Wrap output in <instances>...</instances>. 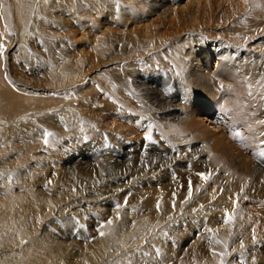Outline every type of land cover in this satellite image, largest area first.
Listing matches in <instances>:
<instances>
[{
	"label": "rangeland",
	"instance_id": "obj_1",
	"mask_svg": "<svg viewBox=\"0 0 264 264\" xmlns=\"http://www.w3.org/2000/svg\"><path fill=\"white\" fill-rule=\"evenodd\" d=\"M44 1L0 0V52L3 53L0 56V253H15L13 256L17 261L18 255L31 244L24 216L28 208L21 207L20 203L27 195L25 189L33 182L40 189L51 181L58 188L59 195L69 197L73 193L64 189L71 187L63 185L68 170L78 168V175L79 169L86 171L90 167L95 172L103 167V172H126L121 166L142 154L149 155L152 164L171 161L172 166L176 162L180 169L189 168L190 175L178 177L169 167L167 171L152 173L140 181L131 179L129 188L123 184L126 190H131L126 207L112 195V188L104 194L100 188L91 185L86 190L78 189L75 194L77 197L84 195L79 198L82 202L72 205L74 209L62 204L59 208L65 211L58 208V213L66 215L68 209L71 213L75 210L73 215L81 227L74 228L75 236L65 241L59 237L60 230L65 227H53L50 223L59 218V214L47 217L40 228L51 227L53 230V237L46 239L48 250L74 243L78 251H87L85 246L99 242L98 237H101L96 236L95 229L99 227L96 218L100 217L105 224L108 216H103L104 212L111 214L123 210L132 223L134 218L148 215L149 209L139 210L133 206L146 199L147 203L151 200L152 204L157 200L166 203L159 210L154 205L149 211L156 213L158 221L147 235L131 238L128 249L109 253L106 264H264V202L252 198L246 187L237 193L229 191L230 181L243 177L237 172H229L230 175L221 165L220 180L216 181L212 172H205L211 174L207 181L198 176L197 173L204 172L197 163L199 155H204L203 159L210 156L199 141L197 151L202 150V153L197 152L190 158L189 149L196 143L174 137L177 126L187 118L185 112L180 114L181 118L168 116L167 119L166 116L170 111L182 112L181 108L173 110L175 104L181 103L175 95L176 85L187 88L202 84L203 88L194 99L198 112L209 119L208 125L218 127L217 134L224 141L233 140L234 143L240 131L231 122L239 120L238 110L236 114L232 112L235 116L231 120L219 109L221 103H231L221 102V95L214 94L216 79L221 73L223 48L229 51L233 61L255 64V68L241 70L242 74L248 70L250 79L246 84L251 85L249 89L254 87L248 93L250 107L245 110L247 118L256 120L252 126L261 128L264 134V121H257L258 114H264L259 107V99L264 97V41L256 36L264 28V0H232L236 8H249V12L242 14L238 9L239 20L229 21L232 23L230 29L221 21L223 0H119L118 9L114 8L116 0H104L103 7L96 0H85L89 7L98 11L89 10L81 0ZM42 5L45 7H39ZM234 6L230 3L228 12H235ZM40 8L43 12L36 15ZM65 12H70L71 17ZM249 26L256 27V30L252 32L247 29ZM133 34L139 37L133 42L128 41L126 38L133 37ZM83 65V73H87L83 76H87L85 79L80 78ZM92 79L94 88L98 89L85 88ZM255 89L259 99L253 93ZM214 98L219 100L220 107L212 102ZM109 104L117 105L119 112L106 110ZM182 105L187 106V103ZM91 113H95V117L102 116L99 118L103 124L99 125ZM152 114L158 116L154 118ZM219 114L226 118L222 126L217 124ZM68 115L74 121L72 124L67 120ZM167 126H174V132L165 129ZM12 130L16 132L14 140L4 143L3 139L13 138L10 135ZM149 134L155 144L145 140ZM173 138H178L179 142ZM142 145L145 146L143 149ZM234 145L231 146L235 148ZM250 148L242 150L247 153V161L254 162L264 171V151L252 156ZM19 172L25 173V180ZM32 174L35 175L33 179ZM189 179L192 181L190 200L186 199ZM251 179L254 184L253 178L248 181ZM244 181L241 180L240 184L243 185ZM173 194L175 209L172 208ZM119 203V209L114 207ZM52 207L56 211L53 204ZM244 207H253L256 213L251 215ZM17 211L20 212L18 218L15 217ZM105 225L107 229L112 228ZM129 225L116 228L126 232L132 227ZM225 230L231 234L222 237L221 231ZM111 231L115 235L116 231ZM38 232L41 233V229ZM45 256L46 264L60 260L55 251ZM250 257L254 259L250 260ZM79 259L73 256L71 263L86 264Z\"/></svg>",
	"mask_w": 264,
	"mask_h": 264
},
{
	"label": "bare ground",
	"instance_id": "obj_2",
	"mask_svg": "<svg viewBox=\"0 0 264 264\" xmlns=\"http://www.w3.org/2000/svg\"><path fill=\"white\" fill-rule=\"evenodd\" d=\"M45 1L47 3L50 0H45ZM223 1H224V3H223V13L221 15V21L223 22V24L228 25L229 29H230L231 28V24L233 22H235V21L238 22V20H239L238 17L240 15H238L239 14V12H237L238 9L242 10L241 11L242 14H248V12H249L248 9L249 8L248 9L247 8L243 9L241 7L239 8V6H238V8H236V6H234V4H235L234 1H232V0H223ZM230 3H231L232 6H234L237 9V10L235 9V12H228V8H229V4ZM237 3H239V2H237ZM243 4H245V3H243ZM39 7H45V5H42V6H39ZM41 9L42 8H40L39 10L37 9L39 11V13L37 12L36 15H39L40 13L43 12ZM229 21H232V23L230 24ZM247 29H249V30H251L253 32V30L254 31L256 30V27H250L249 26ZM261 30H262V33H259L256 36H258L259 38H262L263 39L262 41H264V28H261ZM138 37L139 36L133 34V37H128L126 39H128V41H132L133 42V40L138 38ZM237 61H233L231 59V55H230L229 51H227V50L225 51V49H223V48L221 49V73L217 76L215 87H214V94L217 95V96L221 95V102H222V100H224V101H228V102L231 103V105H225V103H221V108H219V109H221V112H224L225 115H227L230 118H232L231 120H234V116L235 115L233 116V114H236L235 111L238 110V114L239 115H237V116L239 117L238 121H240V122L238 123V121L236 119H235L236 122H234V123H232L233 121L231 122V125L234 126L236 124L237 125V126L235 125L237 127L236 129L238 131H240L239 135L235 136V138H234V143H235L234 146H235V148L231 146V145L234 144V143H232L233 140H231V141H226L225 140L226 141L225 142L218 135L219 134L218 133L219 131L217 130L218 127L215 128L212 125H208L209 123H207V122H209V119H206V117H204L202 115V113L198 112L199 108H198L197 104H195L194 99L196 97V94L199 92V89L203 88L202 84L199 85L197 83V84L193 85L194 87H187V88L179 87V85H176V87H175V95L178 98L177 101H180L181 103L179 104V102H178L177 105L175 104V109L173 108V110L181 108L182 112L179 113V112H177V110H176V112L170 111V112H167L166 116H167V119H168V116H169V118H171V116H174L175 118H181V115H183V112H185V114H187V115H184L185 117H187V118H185L184 122L181 125L177 126V128L175 129L176 135L174 137H178V138L181 137V140H183V141H187V142H190V143H194V142L196 143V146L195 145H191V148L189 149L191 151V156H192L190 158H193L194 156H196L197 152H198V154L202 153L201 152L202 150L201 151H197V150L200 149V148L198 149V147H199L198 146V144H199L198 142L199 141L202 142V146L205 148V151L207 152L208 156H210V157H208L206 159H203V157H205V156L201 154V155H199V160H197V163L202 166V169L204 170V172H212V173H214L215 176H216V179H215L216 181L220 180V177H219V174H218V172H220V167H219L220 165L223 167L224 171H226L228 173L229 172H237V173H239L238 175H240V177H243V178L240 179V178L237 177L236 178L237 181L236 180L230 181V178L228 177L229 181L231 182L229 191H232V192L234 191V193H237V192H239L240 190H242L243 188L246 187V189H247L246 192L252 198H256V200H258L259 202H264V173H262L264 171H262L260 167H258L256 164H254V162L250 163L249 161H247V160H249L248 156H246L247 153L245 154L242 151L244 149H245V151H248V149L252 145L254 146V147L252 146L250 148L251 149L250 152H251L252 156H257L258 154H260L261 152L264 151V145L262 144V138H261V137H263L262 135H264V134H262L263 132H261V128L257 129V128H255L256 127L255 125H254L255 127H253L252 123L254 122L255 119L254 118H247V116H246V114H247L246 110L250 107V105H249L250 104V102H249L250 98H248V93L253 91L254 87L249 89L251 85L250 84H246V80L249 78L248 77L249 75H247V71L248 70L245 71L246 72L245 74L241 73L242 69L245 70L248 67L255 68V64L254 63H249V65H247V64L244 65V64L240 63L239 61L238 62ZM94 66H96V65H94ZM83 67H84V65L81 66V70L80 71L82 73L80 72L81 73L80 78H83V76H85L87 74L85 72L83 73ZM94 69H92L91 71H93ZM68 76H69V74H68ZM68 76H67V78H68ZM113 77H116V76H113ZM85 78H83V79H85ZM4 79H5V77H4ZM252 79H254V78H252ZM88 82H89V84L86 87L84 86L85 88L89 89V88H92V87L93 88L96 87V86H94L93 79H92L91 82L90 81H88ZM251 84H253V83H251ZM253 85H255V84H253ZM97 86H98V84H97ZM94 89H98V88H94ZM257 91L258 90L255 89L254 92H253L255 96H256V92ZM89 92H91V91H89ZM185 96H186V99H188L187 101H185L186 99L184 100ZM249 96H251V95H249ZM256 98L259 99V97H257V96H256ZM210 101H211V99H210ZM218 101L219 100H217L215 98L212 101V102H215V105L217 106V108L220 107L219 106L220 103ZM259 101H260L259 107L262 109L261 112H264V97H262V99H259ZM185 102L187 103V106L186 105H184V106L182 105V103L184 104ZM116 106L117 105H115V104L114 105L113 104H111V105L109 104V105H107L106 110H110V111L112 110V111L117 113L119 111L116 109ZM245 108H246V110H245ZM89 112H90V110H89ZM197 112H198V116L196 115ZM232 112H233V114H232ZM188 113H190V114L192 113L193 115L189 117ZM91 114L94 116L93 113H91ZM157 116H158V114H154L153 115L154 118L157 117ZM258 116H259V117H257L258 118L257 119L258 122L264 121V114L263 113H260V115L258 114ZM66 117H67V120H69L71 124H72V122H74V121L70 120V115H68ZM99 117H95L94 116L95 120L98 119V123L100 125V124H103L102 123L103 120L100 119L102 116L100 118ZM127 118H128V115H127ZM210 124H213L212 121H211ZM221 126H222V124H221ZM235 126H234V128H235ZM229 127L230 126H228V128ZM174 128H175L174 126H167L165 129H167L170 132H174ZM230 128H232V127H230ZM234 128H233V130H234ZM13 130H12L13 135H12V132L10 133V135L13 138L10 137L11 138L10 139V138H8L6 136L7 138L3 139L4 143H7V140L8 141H10V140L13 141L14 140V138L16 136V132H14ZM1 132L2 131H1V128H0V133ZM95 136L97 137V135H95ZM207 137H208V139H207ZM178 138H175V139H178ZM178 142H179V139H178ZM238 142H240L241 144H239ZM40 143H43V142L40 140ZM0 144H2V142H0ZM249 144H251L250 147H248ZM8 146H10V145H8ZM237 146H240V147L238 148ZM242 147H244V148H242ZM6 153H8V150H7ZM139 157L141 159L137 158L134 161L132 160V161H129V162L125 163L124 167L121 166V168H124L126 170V172H105V171L103 172L104 167H103V170L101 168H98V169H96V172H95V169L93 170V169H91L93 167H90V168L86 169V171H84L82 169H79L80 174L78 175L79 172H76V169H78V168H74V169H72L70 171L68 170L67 171V173H68L67 176L63 178V181H64L63 185L64 186L70 185L71 188L65 187V189H64L67 192L73 193V195H71L69 197H66V196H63V195H59L57 190H56L58 188L56 187V185L54 183H48L47 186L42 187L40 189H37L36 188V183L33 182L32 186L30 185L27 189H25L26 190L25 193L27 195H26L25 198L23 197V200H21V203H20L21 207H25L26 209L28 208V211L25 212L26 215H24L26 218L25 217L24 218H25L26 224H27L26 227H28V228H26L27 229V236H29V237L31 236V238H30L31 239L30 240L31 244L28 246V248L26 247V250L23 248L24 251L21 252L22 254L18 255V260L17 261L15 260V257L13 256V254H15V253H13L11 255H3V254L0 253V264H46L48 261L45 263V258L43 259V257H46L45 255H49L50 251L51 252H53V251L58 252V254L60 255L59 262H55V263L51 262L50 264H76V263H71V262H73L71 260V258L73 256L80 257L79 260H81V262L84 261V263L86 262V264H106L105 262L110 257L108 255L109 253H112V252L118 253L121 250L128 249L130 247L129 241H130L131 238H134V236L137 237V235L138 236L147 235V233H149L148 230L152 228V226L156 223V221H158L157 217L155 216L156 213L154 215V213L149 212V211H151L150 209L154 208L157 205L158 202L160 204V208L159 209L163 208L164 206H166V203L164 201L162 202L161 200H157V202L154 201L155 204H152V200H151V202L148 201V203H147V201H145L146 199H143V198H142L143 200H141L142 202L138 201L136 203L134 201L135 204L133 206H135L139 210H143V209H149V210H148V215L147 216L141 215L138 218H134L133 219L134 221H132V223H130V221L127 219V215L124 213L123 210H120V211L114 212V213L112 212L111 214L104 212L103 216L107 215L108 216L107 219L108 220L109 219L112 220V223L109 224V225H110V227L112 226L111 229H114L116 231L115 235H112L111 229L105 228V226H106L105 224L106 223L103 224L104 220L103 219L101 220V218L98 215L99 218H96L97 219L96 221L99 222V227H97L95 229L96 236H101L99 234L100 232H103L104 235L101 236V237H98V238H100L99 242H97V243L91 242L90 244H87L85 246L87 251H85V249L78 251V249H77V247H76V245L74 243H73L74 245L70 244L68 247L62 245V247L60 246V249L56 248L57 249L56 250L55 248H52L51 250L49 249L50 250L49 251L48 248H47L46 239L48 237H53V230L52 229L50 230L51 227L50 228L48 227V228H45V229L40 228L41 225H43L42 224L43 220H45L47 217H49L51 215H53V216L56 215L57 216L59 214L58 213L59 212L58 208L61 207L62 204L69 205L68 207L66 206L67 208H69L70 206H71V208H73L72 205H75V203L77 204V203L80 202L79 198L84 196V195L77 197L75 193H77L78 189H80V191L81 190H86L87 188H90V185H91V187H93V188H97V189L100 188L101 194H104V193L108 192L107 191L108 189L112 188L113 189L112 195L114 197H118L122 201L121 203L123 205L124 204V193L120 192V191H117V189H121V188L126 189L127 187L129 188L131 182L130 183H126V181H125V179H127L129 177H131L132 179H135V180L138 179V181H140L143 178L150 177L152 175V173L162 172L164 170L167 171L169 167H172L174 172H176L178 174V177L179 176L182 177V176H189L190 175L189 168H187V169L181 168L180 169L179 165L176 166V162L174 164L172 163L173 164L172 166L170 165L171 161H167V164H162L161 165L160 163L155 162L156 159H154L155 163L152 164L153 161L150 158H148L149 155L148 156H145V155L142 156V154H140ZM147 159H149L148 160L149 163H147ZM139 160H140V162H139ZM161 162H162V160H161ZM100 164L102 165V162H100ZM41 173H43V172H41ZM24 174H25L24 172H19V176L21 175V177H23V179H24ZM34 174H35V172H34ZM229 174L231 175L232 173H229ZM46 175H48V174H46ZM34 177H35V175L32 174L31 179H33ZM47 177H49V175ZM249 178H253L255 180L254 181L255 185L253 184V182H252L253 180L252 179H251V181H248ZM23 179H22V181H23ZM46 179H44V180H46ZM47 180H46V182H47ZM241 180H246V181H244L243 185L240 184ZM39 182H41V181H39ZM124 183H125V185L127 187H125L123 185ZM91 191H93V190H91ZM140 194H142V193L140 192ZM86 197L87 196H85V198ZM0 199H1V197H0ZM104 199H105V197H104ZM81 202H82V199H81ZM52 204L57 208L56 211L52 207ZM89 205H87V206H89ZM119 205H120V203H119ZM90 206H92V205H90ZM52 208H53V210H52ZM252 208L253 207H251V209L244 207V210H248V213L253 215L256 212ZM90 209H94V208L91 207ZM84 210H86V209H84ZM124 210H126V209H124ZM255 210H257V212H259L258 209H255ZM61 211H63V209ZM81 211H83L82 208H81ZM14 212H16V211H14ZM17 212L18 213L15 214V217H17V216L19 217V213L20 212L19 211H17ZM63 212L58 215L59 218H54V220L52 222H50V223L53 224V227H55L56 225H63L65 227V229L63 230L62 226H61L62 230H60L61 235L59 237L65 239V241H66V238L69 237L68 240H70V239L73 238V235L75 236V231L80 226V224H78L77 219H75L77 217H75L73 215L75 210H74L73 213H71V210L68 209L66 215ZM54 213H58V214H54ZM30 215L32 216V218L30 217L31 219H29ZM157 215L159 217V214H157ZM117 217H119V218H117ZM1 218H2V215L0 213V220H1ZM96 221H95V223H97ZM118 225H129V226H132V227H131V229L129 231L125 232L124 230L123 231H121V230L118 231L117 228H116ZM122 227H121V229H122ZM74 228H76L75 231L73 230ZM39 229H41V233L38 232ZM46 229H48V231ZM92 231H93V229H92ZM21 232H22V230H21ZM123 232H125V235L122 236ZM22 234H23V232H22ZM230 234H231V232L229 230L221 231V236L222 237L228 236ZM80 235H82L81 232H80ZM12 237H15V235L12 236ZM16 238H17V235H16ZM96 239L94 241H96ZM53 240H55V239H53ZM17 243H19V242H17ZM13 259L15 261H13Z\"/></svg>",
	"mask_w": 264,
	"mask_h": 264
},
{
	"label": "snow or ice",
	"instance_id": "obj_3",
	"mask_svg": "<svg viewBox=\"0 0 264 264\" xmlns=\"http://www.w3.org/2000/svg\"><path fill=\"white\" fill-rule=\"evenodd\" d=\"M81 3H85V0H81ZM96 3L99 4L101 7H103V5H104V0H96ZM119 6H120V5H119V0H116V3L114 4V8L118 9ZM85 7H89V6L85 3ZM89 10H92V11H98L99 9H96V8H93V7H89ZM64 14H65V15H69V16L71 17V13H70V12H65ZM113 14H115V12H114ZM0 47H2V46H0ZM5 50H6V49H5ZM2 55H3V53L0 52V56H2ZM145 140L148 141V142H151V143H153V144L156 143V141L153 140V136H152L151 134L146 135V136H145ZM44 143H45V145H47V143H48L47 139L44 140ZM141 147H142V149H143L145 146L142 145ZM197 175L200 176V177H201L202 179H204L205 181H207V180L209 179V177H210L211 174H210V173H205V172H200V173H197ZM131 179H132V178L129 177L128 180H127L126 182L130 183V182H131ZM49 183H51V181H49ZM117 191H120V192H123V193H124V206H127V204H128V197L131 195V190H130V189H127V190H126V189L121 188V189H117ZM191 197H192V181L189 179V181H188V186H187V197H186V199L190 200ZM175 199H176L175 194H173V203H172V208H173V209H175V207H176ZM114 207H116L117 209H119V208L121 207V205L116 204V205H114ZM156 207H157V210H159V208H160V204H159V202L157 203ZM201 207H203V206L201 205ZM117 218H119V217H117ZM228 219L231 220V215H230V214L228 215ZM105 223H106V224H111V223H112V220L109 219V220H107ZM99 234H100L101 236L104 235L103 232H100ZM241 247H242V248L244 247L243 243H241ZM218 255L223 256L224 253H219ZM251 259H254V257H250V260H251ZM222 264H223V262H222Z\"/></svg>",
	"mask_w": 264,
	"mask_h": 264
},
{
	"label": "built area",
	"instance_id": "obj_4",
	"mask_svg": "<svg viewBox=\"0 0 264 264\" xmlns=\"http://www.w3.org/2000/svg\"><path fill=\"white\" fill-rule=\"evenodd\" d=\"M221 117H220V114H219V120H218V122H217V124H221V119H220Z\"/></svg>",
	"mask_w": 264,
	"mask_h": 264
}]
</instances>
